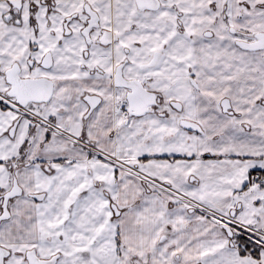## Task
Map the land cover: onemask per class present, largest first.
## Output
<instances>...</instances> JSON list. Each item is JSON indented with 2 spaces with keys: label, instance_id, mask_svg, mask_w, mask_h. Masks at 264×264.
<instances>
[{
  "label": "snow or ice",
  "instance_id": "1",
  "mask_svg": "<svg viewBox=\"0 0 264 264\" xmlns=\"http://www.w3.org/2000/svg\"><path fill=\"white\" fill-rule=\"evenodd\" d=\"M0 264H264V0H0Z\"/></svg>",
  "mask_w": 264,
  "mask_h": 264
}]
</instances>
